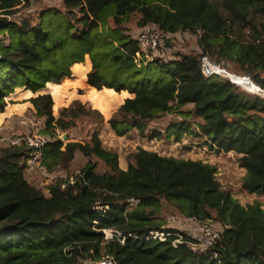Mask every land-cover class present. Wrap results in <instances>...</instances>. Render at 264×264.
Segmentation results:
<instances>
[{
	"label": "trees",
	"instance_id": "trees-1",
	"mask_svg": "<svg viewBox=\"0 0 264 264\" xmlns=\"http://www.w3.org/2000/svg\"><path fill=\"white\" fill-rule=\"evenodd\" d=\"M21 9L20 0H0V112L16 88L36 92L47 83L56 103L81 84L96 108L99 91L128 95L106 120L116 135L135 129L147 139L202 137L209 150L239 156L246 192L264 193V99L224 77H206L200 67L204 55L235 62L264 88V0H63L62 8L17 20ZM134 14L139 27L196 35L199 51L146 56L127 27ZM86 55L87 83L89 62L79 64ZM71 69L73 78L53 84ZM28 100L44 120L41 132L51 137L40 165L50 171L78 153L86 161L73 182L56 179L44 193L25 176L31 148L0 145V264H87L104 255L117 264H264L262 203L240 204L217 181L214 164L138 148L121 169L96 129L84 142L58 137L82 116L103 123L99 108L77 104L55 116L49 93ZM167 114L180 119L164 133L149 125ZM93 157L110 170H99ZM132 199L138 203L130 205ZM163 202L198 225L218 223L220 238L205 251L192 250V234L167 227ZM152 230L168 235L148 238Z\"/></svg>",
	"mask_w": 264,
	"mask_h": 264
},
{
	"label": "rangeland",
	"instance_id": "rangeland-1",
	"mask_svg": "<svg viewBox=\"0 0 264 264\" xmlns=\"http://www.w3.org/2000/svg\"><path fill=\"white\" fill-rule=\"evenodd\" d=\"M62 1L63 0H26L22 4V9L15 16V18L19 20L20 18H24L26 16L35 17L36 13L45 7L62 8ZM138 17V14L132 15L129 22L127 23L129 32L136 39L143 29V27L137 26ZM248 37V32H242L240 34V38L244 40H249ZM197 51H199L197 36L189 32L179 31L174 34H169L167 37H165L160 43L159 49L153 53V55L159 54L165 57H173L176 53H189ZM149 56H152V54H149ZM219 64H221L230 74L244 76V72L238 67L239 64L235 62H219ZM45 88L32 93L33 95H38L37 92H43L46 90ZM89 90L90 88L82 86V84L79 85V87H71L69 92L67 91L66 95L64 96L65 101L63 102L62 106L57 112H54V114L58 116L61 110L68 111L77 104H81L88 109L99 108L98 110L102 113L105 121L101 124H94L92 123L91 118L82 116L81 118L77 119L75 127L64 132L58 131V137L63 141V143L68 141H88L90 131L92 129H96L101 140V146L115 151L118 156V167L124 169H126L128 162L132 160V154L137 151L138 148L157 152L161 156L203 160L216 166L217 172L215 176L217 181L224 189L229 190L233 197H235L240 202V204L246 205L253 203L254 201H259L262 203V207L264 208V193L259 195L251 194L242 188L241 183L243 175L245 174V169L239 166V156L237 154L223 152L216 153L212 150H209L205 144L204 138L202 137L187 136L184 137L180 142L173 141L172 138H168L165 135H163L162 139H147L140 136L135 129L122 136L116 135L106 120L113 112L116 111L119 105L123 103L124 99L129 96L126 95L122 97L110 92L99 91L95 94L98 106V108H96L92 105L91 101L88 100L87 96L89 95ZM15 91L16 90H14V92L8 97L12 96ZM190 109V105L185 107V110ZM25 115L26 118H28H25L26 120H31L29 125L27 124V127L23 129L24 124L20 123L18 124L19 127L15 126L16 129L14 132H3L0 135V145L9 144L14 137L21 136L25 133L39 134L51 140L50 136L41 132L44 122L42 118H38L33 110L26 112ZM179 119L180 117L176 114H167L150 121L149 125L153 128L159 129L164 133L166 125L169 122L177 121ZM189 120L198 121V118H196L194 115H190ZM193 128L195 129V127ZM65 134L67 135V139H63V135ZM85 161L86 158L78 153L72 161L61 164L53 170L47 171L46 173H41L36 169L31 171H28L27 169L25 176L31 183L41 188L44 193H47V185L51 181L56 179L73 180L74 176L79 172V168ZM93 161L96 162L97 168L99 170H110V168L106 167L99 159L93 157ZM162 205L163 207L161 208L160 213L165 218L167 227L178 229L192 235L197 232L198 224L196 221L190 218L182 217L172 203L163 202Z\"/></svg>",
	"mask_w": 264,
	"mask_h": 264
},
{
	"label": "built area",
	"instance_id": "built-area-1",
	"mask_svg": "<svg viewBox=\"0 0 264 264\" xmlns=\"http://www.w3.org/2000/svg\"><path fill=\"white\" fill-rule=\"evenodd\" d=\"M21 4L25 0H20ZM169 34L161 31L155 25L148 24L143 27L139 35L137 36L138 45L140 50L143 51L146 56L149 54L155 53L159 47L162 40L167 37ZM137 55L139 53L137 52ZM155 55V54H154ZM201 71L206 77L210 76H219L224 77L227 80L235 83L238 86L243 87L250 93L258 95L264 99V88L253 83V81L248 76H241L242 81L234 80L230 74L221 64L216 61L211 60L208 56L201 57L200 63ZM49 139L34 133H25L21 136L14 137L11 141L12 144L25 145L26 147L31 148V154L28 159V171L39 170L41 173H46L47 170L40 165V159L43 149L48 143ZM73 182V180H69ZM138 200L132 199L130 205H136ZM219 224L215 222H204L198 225L197 232L193 235L194 241L191 243V249L194 251H205L212 247L216 241L221 236V229H219ZM113 233L110 230H105V236L111 237ZM168 233L152 230L149 232L148 238H155L159 240H164ZM178 240H175L174 244L177 241H180L181 236L177 234ZM97 264H117L114 258L111 255H104L101 259L96 262Z\"/></svg>",
	"mask_w": 264,
	"mask_h": 264
},
{
	"label": "crops",
	"instance_id": "crops-1",
	"mask_svg": "<svg viewBox=\"0 0 264 264\" xmlns=\"http://www.w3.org/2000/svg\"><path fill=\"white\" fill-rule=\"evenodd\" d=\"M87 62H89V68L85 72V81H87V73H88V71L91 68V62L89 60L88 55L85 56L84 62L79 63V64H87ZM76 64H78V63H76ZM73 77H74V72L71 69V76L70 77H65V78H63L61 80L60 83H53V84L61 85V84L64 83V81L66 79H70V78H73ZM48 84L49 83L46 84V88L45 89L48 88ZM17 89H21L22 92H29V93L25 94V95L17 96V93L15 91V93L12 96L7 97V101H8L7 105L5 106L4 110L2 112H0V135L3 132H6V131H8L9 133L14 132V130L16 129L15 126L19 127L18 124H20V123L24 124L23 125V129H25L27 127V124L29 125V122H31L30 119L26 120L28 118H26L25 113L26 112H30L31 110H33V112H34L33 105L28 99L30 97H32V96H35V95H33L31 90L25 89L24 87L16 88L15 90H17ZM69 89L67 90L68 92H69ZM37 93L38 94L49 93L52 96V100H53V103H54V106L52 107L53 114H54V112L58 111V109L62 106L63 102L65 101V98L63 97L62 98V102L56 103V101L53 98V95L49 91H46V90L43 91V92H37ZM73 99H71V100H73ZM79 100H81V99H79ZM187 106H189V105H187ZM0 140H1V138H0ZM228 153H233V152H228ZM121 169H124V168H121Z\"/></svg>",
	"mask_w": 264,
	"mask_h": 264
},
{
	"label": "bare ground",
	"instance_id": "bare-ground-1",
	"mask_svg": "<svg viewBox=\"0 0 264 264\" xmlns=\"http://www.w3.org/2000/svg\"><path fill=\"white\" fill-rule=\"evenodd\" d=\"M231 77H232V78H235V80H237V81H242L241 76H238V75H232ZM105 97H106V96H105Z\"/></svg>",
	"mask_w": 264,
	"mask_h": 264
},
{
	"label": "water",
	"instance_id": "water-1",
	"mask_svg": "<svg viewBox=\"0 0 264 264\" xmlns=\"http://www.w3.org/2000/svg\"><path fill=\"white\" fill-rule=\"evenodd\" d=\"M63 139H67V135H63ZM87 264H97L96 262H92V263H87Z\"/></svg>",
	"mask_w": 264,
	"mask_h": 264
}]
</instances>
